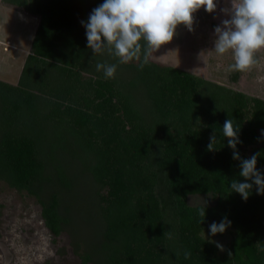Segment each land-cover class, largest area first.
<instances>
[{"label": "trees", "instance_id": "obj_1", "mask_svg": "<svg viewBox=\"0 0 264 264\" xmlns=\"http://www.w3.org/2000/svg\"><path fill=\"white\" fill-rule=\"evenodd\" d=\"M103 2L0 0L36 22L18 81L0 79V181L36 199L54 242L80 239L72 204L88 200L76 206L91 229L81 254L74 243L81 264H264V195L231 191L244 178L222 135L231 119L241 159L259 153L264 175V100L152 59L141 70L94 55L81 21ZM98 62L116 63L115 77ZM225 216L221 251L210 225Z\"/></svg>", "mask_w": 264, "mask_h": 264}, {"label": "rangeland", "instance_id": "obj_2", "mask_svg": "<svg viewBox=\"0 0 264 264\" xmlns=\"http://www.w3.org/2000/svg\"><path fill=\"white\" fill-rule=\"evenodd\" d=\"M214 2L216 8L213 12L205 11L202 6L193 13L192 31L182 24L178 25V34L171 41L176 45L160 47L169 62L164 59L161 62L264 100V48L255 54L258 63L239 71L237 82H232L230 78L236 73L230 68L234 63L231 52L217 55L212 51L217 38L214 29L222 26L223 20L230 19L223 10L231 8V0ZM22 15L0 4V79L12 84L18 81L34 33V27L23 29ZM75 193L86 195V190L77 189ZM87 203L88 200L78 199L76 204H72L73 216L78 217L75 218L78 222L76 234L79 233L82 238L75 239L68 230L56 237L54 242L41 218V206L36 199L0 181V264H81L75 254L74 243L80 244L81 254L88 241V233L85 232L91 229L88 221L80 218L82 215L77 216L76 206ZM189 203L203 204L204 198L194 195L189 198ZM230 237L226 232L224 235H211V240L222 245L224 250Z\"/></svg>", "mask_w": 264, "mask_h": 264}, {"label": "clouds", "instance_id": "obj_3", "mask_svg": "<svg viewBox=\"0 0 264 264\" xmlns=\"http://www.w3.org/2000/svg\"><path fill=\"white\" fill-rule=\"evenodd\" d=\"M202 6L207 12L216 8L214 0H104L92 10L88 21H81V24L86 29L87 47L94 55L107 53L118 64L135 60L142 70L153 54L173 39L178 25L193 30V13ZM223 11L230 19L215 27L217 38L212 51L217 55L230 51L234 59L230 68L242 72L259 62L255 54L264 48V0H231V8ZM117 66L116 63L98 62L95 67L97 71H103L106 79H110L115 77ZM238 132L239 128L234 126L233 121L226 119L222 135L233 150V159L240 161L239 175L244 178V182L232 180L229 187L247 200L254 185L257 194L264 195V175L257 170L259 153L241 159L237 151V145L241 143ZM261 135L264 136V130H261ZM209 141L207 150L215 151L216 135L210 136ZM198 215L203 218L202 223L205 208H200ZM230 226L231 221L225 216L219 223L210 225V233L213 236L224 233ZM165 234L172 239L170 232ZM213 243L223 250L218 242ZM176 255L179 258L180 253ZM183 255L184 259H189L191 253L185 251Z\"/></svg>", "mask_w": 264, "mask_h": 264}, {"label": "crops", "instance_id": "obj_4", "mask_svg": "<svg viewBox=\"0 0 264 264\" xmlns=\"http://www.w3.org/2000/svg\"><path fill=\"white\" fill-rule=\"evenodd\" d=\"M21 26H23V29H25V28H27L28 26H30V27H34V30H35V28H36V22H35V20H33V19H30V18H28V17H24L23 16V22H22V25ZM178 27V26H177ZM178 33L176 32V34L175 35H177ZM171 41H173V40H171ZM168 42V43H166V44H164V45H162L163 47H169V46H175L176 45V43H174V42ZM162 50V49H161ZM161 50H160V48L153 54V57H152V60L153 61H155V62H159V63H162L161 61H163V59L166 61V62H169V60H168V58H165L166 56H165V53H164V51H162L161 52ZM165 50V49H164ZM168 65H170L171 66V64H168Z\"/></svg>", "mask_w": 264, "mask_h": 264}]
</instances>
